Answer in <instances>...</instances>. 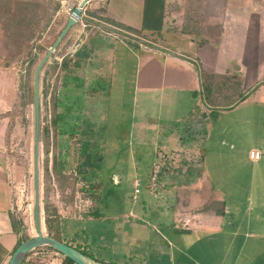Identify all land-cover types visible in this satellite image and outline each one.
Masks as SVG:
<instances>
[{
  "label": "rangeland",
  "instance_id": "374dc122",
  "mask_svg": "<svg viewBox=\"0 0 264 264\" xmlns=\"http://www.w3.org/2000/svg\"><path fill=\"white\" fill-rule=\"evenodd\" d=\"M18 1L21 2L3 0L0 6V63L19 69L18 95L9 115L10 132L4 152L14 213L23 224L21 236L33 237L36 235L34 72L63 29L62 15H58L61 6L56 11L54 7L64 0H27L40 12L28 41L21 38V29L12 36L13 32L4 25L6 16L20 13ZM93 3L95 0L79 13L83 17L94 13L89 6ZM17 27L18 20L13 23V30ZM57 51L40 77L41 197L47 169L51 174L50 197L60 215L64 240L90 247L88 242L94 239L96 245L93 250L88 249L98 259L110 262L109 259H118L116 256L121 257L126 251L122 245L132 222L129 219L123 224L125 212L170 209L171 214L181 209L182 202H190L196 209L215 197L225 201L229 209L230 214L223 220L227 232L232 230L235 236L243 237L247 231L264 234V98L253 97L237 110L218 119L212 117L202 151L204 164L176 166L171 157L167 161L158 160L156 144L145 142L140 117L146 94L138 80L135 84L137 66L132 61L125 73L122 68L118 70L112 84L104 87L105 92L97 93L99 87H86L74 75H65L60 63L55 67ZM160 103L158 100L151 103L152 114L164 111ZM153 136L162 138V134ZM250 148L259 151L261 157L249 156ZM54 167L58 172L54 173ZM166 174L173 176L165 182ZM153 177L157 181L151 180ZM42 227L47 234L44 217ZM88 233L95 236L87 240ZM223 234L218 232L211 237L222 238ZM98 241L106 247L96 248ZM247 245L253 250L249 253L257 255L250 257L247 264H264V244L252 241ZM247 251L246 247L240 259L243 264L245 257L250 256ZM49 253L42 260L44 264H59L61 256ZM219 264L228 262L224 259Z\"/></svg>",
  "mask_w": 264,
  "mask_h": 264
},
{
  "label": "crops",
  "instance_id": "0c3cea01",
  "mask_svg": "<svg viewBox=\"0 0 264 264\" xmlns=\"http://www.w3.org/2000/svg\"><path fill=\"white\" fill-rule=\"evenodd\" d=\"M82 1H61V28ZM89 6L94 13L71 27L56 49V64H63L65 75H74L84 86L99 87L98 93L105 92L118 70L125 73L132 61L137 66L135 84L138 80L146 94L140 130L145 142L156 144L158 160L171 157L176 166H202L211 118L237 110L253 97L264 98V0H95ZM18 75V67L0 63V264H8L21 235L11 220L16 214L4 152ZM156 100L164 110L157 115L150 107ZM252 151L257 150L250 148L249 156ZM163 176L166 182L173 175ZM204 205L193 209L190 202H182L171 214L170 209H130L122 214L123 224L132 222L122 245L126 251L109 261L219 264L225 259L228 264H243L245 248L253 251L248 242L264 244L263 233L247 231L243 237L227 232L226 206L220 215L202 211ZM218 232L224 237H211ZM93 236L88 233L85 239ZM88 244L93 250L96 241ZM97 247L106 246L98 241ZM249 255L246 264L257 256Z\"/></svg>",
  "mask_w": 264,
  "mask_h": 264
},
{
  "label": "water",
  "instance_id": "95a60500",
  "mask_svg": "<svg viewBox=\"0 0 264 264\" xmlns=\"http://www.w3.org/2000/svg\"><path fill=\"white\" fill-rule=\"evenodd\" d=\"M90 0H83L78 10H81L84 5ZM76 19L72 16L68 18L66 25L60 31L58 37L49 47L47 53L41 58L34 72V119H35V145H34V220L36 235L23 241L13 252L8 264H22L24 260L37 248L48 246L56 250L63 256L71 259L76 264H107L95 257L89 256L80 251L76 247L60 242L53 237L44 233L42 227V197H41V167H40V151H41V91L40 77L45 65L49 62L52 54L56 51L64 37L67 35L73 25L76 24Z\"/></svg>",
  "mask_w": 264,
  "mask_h": 264
},
{
  "label": "trees",
  "instance_id": "16d2710c",
  "mask_svg": "<svg viewBox=\"0 0 264 264\" xmlns=\"http://www.w3.org/2000/svg\"><path fill=\"white\" fill-rule=\"evenodd\" d=\"M3 0H0V6L2 4ZM19 2V1H18ZM27 0H21L20 3V13H14L12 16H6L7 18H5L4 20V25L7 31H12L14 36L16 34L15 30H20L21 29V33H22V39L24 40H31L32 36H33V30L35 27V22H37V20H39L40 18H37L36 16L38 14H40V12H36L34 10V8L32 7L31 3H27ZM60 4H56L54 7V11H56L57 9H59ZM28 8H31V11L28 10ZM37 13V14H36ZM28 16H33L34 19H29L27 18ZM18 20V27L16 29L13 30V23L16 22ZM25 26V27H24ZM26 28V29H25ZM32 30V31H31ZM32 32V33H31ZM64 65L62 64V67ZM57 67V64L56 66ZM203 76V74H202ZM206 80H204V84H205ZM264 83V82H263ZM204 90H206V93H209L211 90L209 88V86H205ZM244 98V96L242 95L238 100H242ZM47 132V129H46ZM41 135V132H40ZM54 173L58 172L57 168L54 167L53 168ZM44 180H43V188H42V217H44V224H45V228L47 231V235L50 237L55 238L56 240L60 241V242H65L67 244H70L74 247H76L77 249H79L80 251L84 252L85 254L95 257L94 253L92 251H90L87 247H85V245H82L81 243H73L67 240H64L62 238L61 235V229H60V215L58 213L57 207L55 206V204L52 202L50 194H51V174L50 172L47 171L45 172L44 175ZM202 211H206V212H216L217 214L223 215L224 214V209H225V203L223 201H218V200H212L209 203H207L206 205H204L202 208ZM12 224L14 226V230L17 234L22 233L21 231L23 230V224L21 222V220L17 217V216H12ZM29 236L24 235H20L19 239H18V243L16 245V248L25 240L29 239ZM49 252H55L57 253L59 256H61V261L59 264H76L74 261H72L71 259L63 256L62 254L58 253L56 250H54L51 247L48 246H43V247H39L36 250H34L25 260L22 264H44L45 262H43L42 260L44 259V257H46V255L50 254ZM100 260V259H99ZM103 261V260H101ZM111 264V263H108Z\"/></svg>",
  "mask_w": 264,
  "mask_h": 264
},
{
  "label": "built area",
  "instance_id": "2783aa9c",
  "mask_svg": "<svg viewBox=\"0 0 264 264\" xmlns=\"http://www.w3.org/2000/svg\"><path fill=\"white\" fill-rule=\"evenodd\" d=\"M70 16H72L74 19H76V21H80L81 19H83L82 14L79 13V10H78V11L72 10V11L70 12ZM250 156H251L252 158H254V157L259 158L260 153H259L258 151H256V152H255V151H252V152L250 153ZM152 179L155 180L156 177H155V178L153 177ZM136 191H138V190H136ZM186 223H188V221H186Z\"/></svg>",
  "mask_w": 264,
  "mask_h": 264
}]
</instances>
